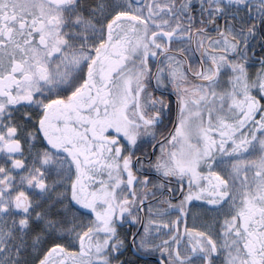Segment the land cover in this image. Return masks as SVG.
Returning <instances> with one entry per match:
<instances>
[{
    "label": "snow or ice",
    "instance_id": "1",
    "mask_svg": "<svg viewBox=\"0 0 264 264\" xmlns=\"http://www.w3.org/2000/svg\"><path fill=\"white\" fill-rule=\"evenodd\" d=\"M0 264H264V0H0Z\"/></svg>",
    "mask_w": 264,
    "mask_h": 264
}]
</instances>
